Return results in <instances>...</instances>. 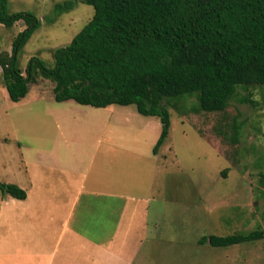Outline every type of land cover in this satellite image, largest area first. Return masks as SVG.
I'll return each instance as SVG.
<instances>
[{"label":"rangeland","instance_id":"1","mask_svg":"<svg viewBox=\"0 0 264 264\" xmlns=\"http://www.w3.org/2000/svg\"><path fill=\"white\" fill-rule=\"evenodd\" d=\"M64 1L9 0L10 13L32 12L42 21L20 57L24 72L37 55L53 67L54 51L70 44L92 20L95 9L82 0L51 20L55 5ZM24 29L23 21L11 29L0 24V53H11ZM2 73L0 67V182L25 176L23 155L34 160L40 155L68 156L76 167L72 170L92 174L108 154L113 165L108 177L121 173L131 192L145 195L149 225L157 221L161 226L157 247L172 253L168 258L162 254V264H263L264 240L229 248L202 246L197 240L264 227V87L239 88L220 113L195 112V98L185 101V113L171 108L169 136L155 154L162 132L159 117L142 115L135 105L95 108L73 100L57 102L55 83L44 78L30 84L24 99L13 102ZM236 131L240 142L235 144ZM100 141L112 142L100 147ZM117 147L130 152L120 154ZM89 160L96 162L94 167L87 165ZM169 197L177 202H168ZM1 198L0 191V264H9L18 241L6 222L10 208L2 212Z\"/></svg>","mask_w":264,"mask_h":264},{"label":"trees","instance_id":"2","mask_svg":"<svg viewBox=\"0 0 264 264\" xmlns=\"http://www.w3.org/2000/svg\"><path fill=\"white\" fill-rule=\"evenodd\" d=\"M82 2L94 7L95 14L70 44L54 51V66L37 55L24 72L20 57L42 21L32 12L10 13L9 0H0V24L7 29L20 21L25 24L12 52L0 53L4 84L13 102L24 99L30 84L44 78L55 83L57 102L73 100L95 108L135 105L140 114L162 122L157 154L170 133L171 108L185 113V101L195 98V112L220 113L239 88L264 87V0ZM76 4L57 3L51 20ZM233 138L232 143L240 142L238 131ZM0 191L27 199V191L15 183L0 182ZM260 240L262 226L224 236L206 234L199 244L229 248Z\"/></svg>","mask_w":264,"mask_h":264},{"label":"crops","instance_id":"3","mask_svg":"<svg viewBox=\"0 0 264 264\" xmlns=\"http://www.w3.org/2000/svg\"><path fill=\"white\" fill-rule=\"evenodd\" d=\"M105 142L112 141H100V147ZM105 156L100 169L88 174L72 170L76 167L68 156L62 160L40 155L34 160L23 155L25 176H17L14 183L27 191V199L1 198L2 212L10 208L6 222L18 241L9 264H162V254L172 256L157 247L163 238L161 226L158 218L149 225L145 195L131 192L121 173L109 178L106 171L113 165Z\"/></svg>","mask_w":264,"mask_h":264}]
</instances>
